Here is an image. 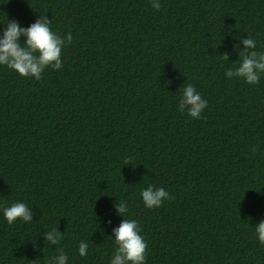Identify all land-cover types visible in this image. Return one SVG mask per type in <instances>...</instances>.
<instances>
[{
	"label": "trees",
	"instance_id": "obj_1",
	"mask_svg": "<svg viewBox=\"0 0 264 264\" xmlns=\"http://www.w3.org/2000/svg\"><path fill=\"white\" fill-rule=\"evenodd\" d=\"M160 3L0 0V34L48 17L73 37L39 81L0 66V264H51L61 250L68 264H109L119 202L147 264H264V74L225 75L243 39L264 52V0ZM188 84L208 101L198 120L178 111ZM149 185L173 198L146 208ZM17 202L31 222L5 220Z\"/></svg>",
	"mask_w": 264,
	"mask_h": 264
},
{
	"label": "clouds",
	"instance_id": "obj_2",
	"mask_svg": "<svg viewBox=\"0 0 264 264\" xmlns=\"http://www.w3.org/2000/svg\"><path fill=\"white\" fill-rule=\"evenodd\" d=\"M152 8L159 11L160 0H150ZM48 17L36 20L28 27H22L18 21L7 20L2 34H0V66L15 71L25 78H35L39 81L47 68L60 70L63 66L62 50L73 41L71 32L61 36L50 28ZM22 38H25L22 40ZM244 53L235 69L229 68L225 75L227 78L242 79L249 85H258L261 75L264 74V52H257L256 40L250 36L243 39ZM225 59H228L225 55ZM178 111L186 112L193 119H200L208 106V101L202 97L197 89L188 84L182 87L179 93ZM258 146L252 151H258ZM144 206L148 209L161 207L166 200L173 197L163 187L156 188L149 185L140 192ZM120 215L125 217L119 227L113 229L115 251L109 264H147V242L140 234L138 221L127 219V204L119 202L115 205ZM3 215L9 224L18 219L25 223L32 221L30 208L22 202H17L3 208ZM255 235L261 246H264V221L255 226ZM63 233L50 230L46 241L59 245ZM81 257L87 256L88 244L81 241L78 247ZM68 255L60 251L59 255L51 257V264H68Z\"/></svg>",
	"mask_w": 264,
	"mask_h": 264
}]
</instances>
